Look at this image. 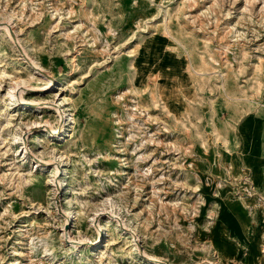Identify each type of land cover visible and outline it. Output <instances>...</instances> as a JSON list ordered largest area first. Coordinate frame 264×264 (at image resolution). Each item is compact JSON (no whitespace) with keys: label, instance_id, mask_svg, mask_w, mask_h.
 Wrapping results in <instances>:
<instances>
[{"label":"rangeland","instance_id":"rangeland-1","mask_svg":"<svg viewBox=\"0 0 264 264\" xmlns=\"http://www.w3.org/2000/svg\"><path fill=\"white\" fill-rule=\"evenodd\" d=\"M206 263L264 264V0H0V264Z\"/></svg>","mask_w":264,"mask_h":264},{"label":"bare ground","instance_id":"bare-ground-1","mask_svg":"<svg viewBox=\"0 0 264 264\" xmlns=\"http://www.w3.org/2000/svg\"><path fill=\"white\" fill-rule=\"evenodd\" d=\"M14 87H15V86H11L10 89L8 90L9 98H11V97L13 96V94H14V93H13V88H14ZM52 129H53V128H52ZM53 130H54V129H53ZM14 137H15V136H14ZM14 137H13V138H14ZM206 264H209V263H206Z\"/></svg>","mask_w":264,"mask_h":264},{"label":"water","instance_id":"water-1","mask_svg":"<svg viewBox=\"0 0 264 264\" xmlns=\"http://www.w3.org/2000/svg\"><path fill=\"white\" fill-rule=\"evenodd\" d=\"M40 72H42V70L38 69Z\"/></svg>","mask_w":264,"mask_h":264}]
</instances>
